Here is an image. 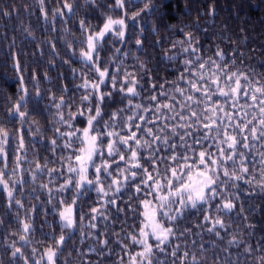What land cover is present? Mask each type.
I'll list each match as a JSON object with an SVG mask.
<instances>
[{
  "label": "snow or ice",
  "instance_id": "6c2138e0",
  "mask_svg": "<svg viewBox=\"0 0 264 264\" xmlns=\"http://www.w3.org/2000/svg\"><path fill=\"white\" fill-rule=\"evenodd\" d=\"M37 2L44 21L52 24L57 17L67 23L69 17L78 15V9L95 6L97 0H83V4L51 0L54 6L50 9L45 0ZM153 7V0H113L109 8L119 10V15L102 13L99 25L80 18L79 37L65 28L76 45L66 40L68 55L81 67H71L70 59L64 62L69 64L73 80L81 82L73 83L72 88L61 85L60 95L47 97L50 105L40 107L45 95L39 90L38 76L32 77V94L24 77H18L20 94L15 100L8 98L10 106L0 117V193L7 214L14 213L18 225L16 231L7 233L16 239L4 240L10 264H70L72 252L65 256L64 250L75 233H79L80 244L86 236L94 241L86 251L77 248V256H97L82 259L81 264H101L100 258L113 255L112 264H209L203 242L199 254L196 240L191 246L187 240L183 246L178 242L192 235L202 239V231L219 240L225 238L222 232L229 236L222 249L227 255L220 261L214 253L212 264H238L241 255L233 260L229 249L241 245L251 264H264V243L258 242L254 248L239 229L229 232L236 220L226 219L239 218L244 227H256L248 222L241 196H264V74L233 68L234 59L227 61L218 47L214 56L201 55L198 38L184 29L180 32L185 39L174 40L172 49L179 46L181 53L189 55L180 61L183 67L176 69L174 79L152 76L153 70L139 57V68L145 74L129 71L123 60H116L117 54L127 57L128 53L114 45L112 55L102 57L112 41L123 45L129 24L135 26ZM133 8L136 10L130 11ZM208 11L214 14V5L209 4ZM143 31L140 28L139 34ZM134 42L143 47V40ZM163 59L175 61L177 55L166 53ZM14 66L20 69L19 60ZM44 77L49 79L47 73ZM72 89L82 91L77 96ZM37 115L50 117L51 136L42 137ZM16 122L19 127L8 126ZM26 124L32 138L28 142ZM38 136L42 145L47 140L44 151L48 155H40L35 148ZM28 184L30 190L25 188ZM37 192L46 199L41 201ZM193 211L203 214L192 225L196 233L185 223ZM128 213L138 217L132 230L123 227ZM49 214L58 217L59 234L42 232L51 243L34 241L36 217L44 216L41 228L47 225L51 229ZM117 223L119 231L111 227ZM3 224L0 218V226Z\"/></svg>",
  "mask_w": 264,
  "mask_h": 264
},
{
  "label": "trees",
  "instance_id": "16d2710c",
  "mask_svg": "<svg viewBox=\"0 0 264 264\" xmlns=\"http://www.w3.org/2000/svg\"><path fill=\"white\" fill-rule=\"evenodd\" d=\"M77 4H83V0H77ZM113 4V0H97L95 6L89 5L78 9V15L69 17L67 23H63L57 17L55 23H46L42 17L39 4L37 0H0V117H3L4 111L10 106L9 97L15 100L20 94L19 76L24 77V85L32 94L33 82L32 77L35 74L40 80L39 90L45 95V98L40 101V107L44 108L52 102L47 98L55 93L60 95L59 88L61 85L67 84L72 88L73 83L79 84V78L73 80L70 72L69 64L66 60H71V67L80 68L81 64L75 57H69L68 49L66 47V40L72 42L74 47L75 41L71 35L65 33L64 29L68 28L75 36L79 37L78 20L84 18L86 23L99 25L103 21L102 13L111 15H119V10L112 11L109 5ZM214 5V14L209 13L208 5ZM152 11L142 14L138 18L135 26L129 24L126 42L122 45L119 41H112L106 46L102 57L110 56L113 52V45L121 48V53L127 52V57L117 54L116 60L124 61L129 71H136L139 75H144L146 70L139 68V61H143L148 69H152L151 75L161 78L174 79L176 69L182 68V61L187 55L180 52V47L172 49V42L176 39H185L180 29L184 32H192L199 40L196 45L200 48V54L207 56H214L217 47L225 53V59L232 61L234 59L233 68H240L245 72H255L256 74H264V0H153ZM45 6L51 8L54 2L45 0ZM142 7V3H140ZM136 9H130L134 11ZM9 12L10 15L5 16L3 13ZM51 15V13H49ZM173 25L174 27H169ZM187 26V27H185ZM143 28V34H139V29ZM155 29V31H153ZM139 38L144 41L143 47L138 48L135 45V39ZM52 45H55L53 48ZM171 49V52L168 50ZM176 54L175 61H168L163 59L165 54ZM136 57H139L137 61ZM19 60L20 69L14 66V61ZM135 66V67H134ZM157 70L158 73H157ZM47 73L49 79H45L44 74ZM147 76H145V87H147ZM170 87V85L165 86ZM51 90L48 92L47 90ZM82 90L72 89V92L77 96ZM29 111L33 109L32 101L28 104ZM48 111L55 112V108H49ZM47 116V113H45ZM37 115L36 118L40 120L42 137H49L52 135V125L49 123V118ZM10 128L19 127V123L8 125ZM82 126V125H81ZM36 126H32L35 131ZM25 141L32 139L28 134V125L24 126ZM41 136L35 140V148L39 150L40 155H48L44 151V146L47 145V140H44V145L40 143ZM59 142V141H58ZM32 147L29 146V156L32 158ZM12 153H9V161L11 163ZM27 167V165H25ZM43 179V178H42ZM26 189L31 188V185H25ZM35 195L40 196V200L46 199L43 193L37 192ZM93 198L95 193H89ZM126 198V196H125ZM241 199L246 209L245 215L248 216V222L256 225L254 229L244 227L243 222L239 218L231 225L229 232L239 229L242 233L243 239L252 244L255 248L257 243H264L261 240L264 237V196L256 195L247 197L242 194ZM32 203H36L33 199ZM92 201H89L91 203ZM55 203V201H54ZM28 206V202H25ZM255 211H250L251 209ZM50 210V206H49ZM127 211V210H126ZM21 218H23V210H21ZM189 221L185 223L192 227L194 223H199L202 219V213L193 211L189 213ZM14 213L9 215L3 206V194L0 193V218H3L4 224L0 226V264H10V253L7 251L4 240L8 232L17 230L18 225L14 220ZM115 218V213H113ZM123 219V214H121ZM44 216L38 215L35 219L36 231L33 234L34 241L44 240L45 243H51L47 236L42 235L55 231L59 234V227L55 223L58 217L49 214L47 219L52 223L53 227L50 229L42 222ZM138 221V217L132 213L127 214V219L123 227L131 229V225ZM115 231H119L121 225L119 223L111 226ZM111 230V229H110ZM89 229H85L87 233ZM198 230L192 227V232L196 233ZM202 231V230H201ZM251 233V234H250ZM224 240H219L212 234L202 231L201 236L192 235L191 237H182L180 241L183 246V241L187 240L189 246L191 241L196 240V249L199 254V244L203 242L204 247L208 249L207 256L209 264H212L211 258L214 253L216 258L223 261L225 252L223 248L227 247L228 235L222 232ZM10 242L15 237H7ZM79 233H75L71 240L66 244L64 255L72 252L70 264H81L82 259H97L95 253H88L86 257L77 256L76 249L86 251L90 245H94V241L87 236L84 243L78 242ZM127 242V241H125ZM213 242L216 247L213 248ZM111 243V241H110ZM18 246H20L18 244ZM40 248L39 244L35 245ZM115 251H119V247L112 245ZM31 245L25 249L26 254L29 253ZM244 245L239 248H230L232 259L236 260L238 254L241 255L238 264H251V258H245L243 255ZM100 249L97 247V251ZM163 258V257H162ZM101 259V264H112L116 259L115 255L108 257L104 256Z\"/></svg>",
  "mask_w": 264,
  "mask_h": 264
}]
</instances>
